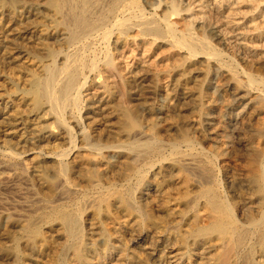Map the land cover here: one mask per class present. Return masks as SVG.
Returning <instances> with one entry per match:
<instances>
[{"label":"bare ground","instance_id":"1","mask_svg":"<svg viewBox=\"0 0 264 264\" xmlns=\"http://www.w3.org/2000/svg\"><path fill=\"white\" fill-rule=\"evenodd\" d=\"M143 6L0 0V264H264V34Z\"/></svg>","mask_w":264,"mask_h":264},{"label":"rangeland","instance_id":"2","mask_svg":"<svg viewBox=\"0 0 264 264\" xmlns=\"http://www.w3.org/2000/svg\"><path fill=\"white\" fill-rule=\"evenodd\" d=\"M36 1H40V0H36ZM165 1V0H164ZM164 1L163 0H152V1H148V2H145V1H143V0H141V2H142V4L144 5L143 7L147 10V11H157V12H163V11H165V12H167L168 14H170L171 16H172V18L174 19V20H181L180 22H182V23H187V22H189L190 20L191 21H193V19H192V17H193V14H195L196 12H198V8H201L200 6H207V9H210V10H212L210 13H212V14H209L210 15V20H213L212 22H214L216 25L218 24V26H221V27H223L224 25V27L225 28H228V27H226L227 26V24H228V21H236L237 20V22H235V23H238V24H235V26L238 28H242L241 30H245V31H248L249 29H251V33L250 32H248L247 33V35H248V37L246 38V40L248 41V40H250V42L252 43V42H254V41H252V40H256V39H253V37L255 36V37H257L258 36V34H264L263 32H264V28H262V26H260L262 29H257V30H254V28L255 27H248V25H250V23H251V21H253V20H256V21H259L260 19H262V17L261 16H263V14H264V0H239V1H242V2H240V4H239V12L237 13H235V12H233L234 14H236V15H233V13L228 17L227 15H228V13L230 12L229 10L230 9H228V6H229V4L230 3H232V2H238V0H180L179 2H178V0H175V2H172L171 3V5H170V7L168 8V7H166V5H165V3H164ZM199 1H200V3H199ZM203 1V2H202ZM247 3H246V2ZM251 1V2H250ZM196 2V3H195ZM255 2V3H254ZM259 2V3H258ZM164 3V4H163ZM178 3V5H176ZM180 3V4H179ZM189 3V4H188ZM245 3V4H244ZM262 3V4H261ZM154 4V5H153ZM174 6H173V5ZM191 4V5H190ZM202 4V5H201ZM255 4V5H254ZM184 5V6H183ZM242 5V6H241ZM244 5V6H243ZM186 6V7H185ZM189 6H193L194 8V10H192V11H188L187 10V8L189 7ZM214 6V7H213ZM259 6V7H258ZM182 7H184V8H182ZM218 7H220V10L221 11H223V12H226V13H224V14H222V15H219V14H216V13H214L215 12V9L216 8H218ZM150 8H151V10H150ZM182 8V9H181ZM240 8H241V10H243V11H241L240 10ZM254 8V9H253ZM227 9H228V11H227ZM258 9V10H257ZM247 10H248V12H247ZM188 11V14L186 13ZM196 11V12H195ZM184 12V13H183ZM222 12V13H223ZM242 12V14H240ZM244 12V13H243ZM259 13V14H258ZM191 14V15H190ZM238 14V15H237ZM218 15V16H217ZM244 15V16H243ZM222 16H224V17H222ZM225 16H227L228 18H226ZM235 16H237V17H235ZM187 17H188V19H190V20H187ZM222 17V18H221ZM233 19H232V18ZM225 18V19H224ZM235 18V19H234ZM184 19H185V21H184ZM223 19L225 20V21H223ZM229 19V20H228ZM239 19V20H238ZM223 24H222V23ZM225 22V23H224ZM249 23V24H248ZM234 25V24H233ZM252 25V24H251ZM223 27V28H224ZM230 28H232V27H230ZM234 28V27H233ZM238 28V29H239ZM248 28V29H247ZM263 31V32H262ZM254 32V33H253ZM234 40V39H233ZM243 41H244V39H243ZM246 41V42H247ZM213 42V44L215 45V46H217V48L218 47H220V48H218V50H220L221 52H223V53H225L226 52V54H229V52H230V54H235L234 52H237V51H234L233 49H224L225 47L224 46H221L220 44H218L215 40H213L212 41ZM235 44V43H234ZM238 46V45H237ZM222 48V49H221ZM226 50V51H225ZM234 51V52H233ZM239 54V53H238ZM262 52L258 55V56H256L255 57V61L259 64H257L258 66H260V62H261V66L260 67H262L264 64H262V63H264V53L262 54ZM235 56H236V54H235ZM241 57H242V55H240ZM240 56H238L237 55V58H238V62H239V65H241V66H243V67H245L247 64H245L246 62H244V59L242 58H240ZM259 61H258V60ZM246 67H248V66H246ZM209 68V69H208ZM211 69V70H210ZM208 70H209V73H208ZM215 70V71H214ZM261 70L263 71L264 70V68L262 67L261 68ZM217 69H216V67L214 68V66H212V65H210V67L208 66L207 68H206V71H204L203 72V75H201V76H199L195 81H197V82H195L196 84H194V83H192V81H191V83H190V85L192 84V85H195V87L194 88H197L198 86H200L201 87V89H200V87H199V89L200 90H203V93H206V94H208V93H210L209 95H213L212 93H219V91H218V89H219V87L220 86H217L219 83H217ZM205 74H207V75H205ZM202 77V78H201ZM213 79V80H212ZM200 80H202V81H200ZM199 81V82H198ZM198 83H199V85H198ZM191 85V86H192ZM203 87V88H202ZM205 91V92H204ZM156 98H159V99H161V96L159 95V94H157L156 95Z\"/></svg>","mask_w":264,"mask_h":264}]
</instances>
